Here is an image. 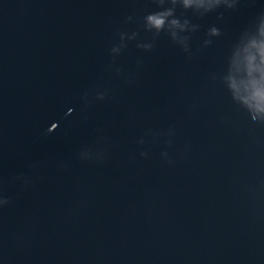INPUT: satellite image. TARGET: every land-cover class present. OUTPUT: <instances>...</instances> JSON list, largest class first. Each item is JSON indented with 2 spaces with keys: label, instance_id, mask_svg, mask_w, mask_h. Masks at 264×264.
Listing matches in <instances>:
<instances>
[{
  "label": "water",
  "instance_id": "water-1",
  "mask_svg": "<svg viewBox=\"0 0 264 264\" xmlns=\"http://www.w3.org/2000/svg\"><path fill=\"white\" fill-rule=\"evenodd\" d=\"M171 6L0 0V264H264V120L225 80L264 0L177 4L187 48L146 25Z\"/></svg>",
  "mask_w": 264,
  "mask_h": 264
},
{
  "label": "clouds",
  "instance_id": "clouds-1",
  "mask_svg": "<svg viewBox=\"0 0 264 264\" xmlns=\"http://www.w3.org/2000/svg\"><path fill=\"white\" fill-rule=\"evenodd\" d=\"M164 2L165 0H160L161 4ZM236 2L237 0H171V7L150 12L146 15L145 22L147 27L157 31L168 28L171 35L187 48V37L180 33L189 28L190 20L187 17L181 20L175 15L177 4L204 14L221 5L234 7ZM196 27L197 25L191 24V28ZM208 31L209 35L216 36L221 30L213 25ZM225 80L233 97L252 113L253 119L264 120V13L259 15L255 27L245 30L235 43ZM4 202V199H0V204Z\"/></svg>",
  "mask_w": 264,
  "mask_h": 264
}]
</instances>
